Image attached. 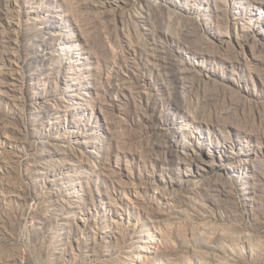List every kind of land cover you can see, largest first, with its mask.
Here are the masks:
<instances>
[{
	"label": "rangeland",
	"instance_id": "1",
	"mask_svg": "<svg viewBox=\"0 0 264 264\" xmlns=\"http://www.w3.org/2000/svg\"><path fill=\"white\" fill-rule=\"evenodd\" d=\"M0 264H264V0H0Z\"/></svg>",
	"mask_w": 264,
	"mask_h": 264
}]
</instances>
